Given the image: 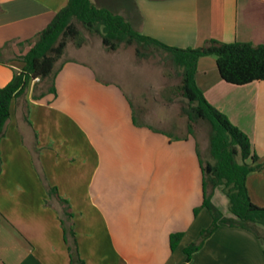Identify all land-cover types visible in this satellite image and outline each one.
<instances>
[{"label":"crops","instance_id":"1","mask_svg":"<svg viewBox=\"0 0 264 264\" xmlns=\"http://www.w3.org/2000/svg\"><path fill=\"white\" fill-rule=\"evenodd\" d=\"M67 1L0 0V48L32 38ZM90 1L169 46L194 48L211 38L264 44V0ZM29 46L13 43L11 56ZM92 60L61 58L55 95L33 97L31 82L10 103L0 139V264H70L58 197L70 207L85 264H183L184 248L211 223L206 208L193 212L202 201L193 137L174 140L152 125H135L129 91ZM22 66L0 63V87ZM194 78L248 135L263 167L248 173L246 186L252 202L264 206V81L225 82L213 55L197 60ZM212 201L232 216L221 186ZM178 231L183 236L171 249L169 236ZM263 250L250 231L223 225L186 264H264Z\"/></svg>","mask_w":264,"mask_h":264},{"label":"trees","instance_id":"2","mask_svg":"<svg viewBox=\"0 0 264 264\" xmlns=\"http://www.w3.org/2000/svg\"><path fill=\"white\" fill-rule=\"evenodd\" d=\"M75 22H80L86 30L99 35L106 50L115 51L121 46H134L135 55L141 58L149 56L153 51H162L175 66L182 68L179 72L180 81L170 93L171 96L185 99L181 109L188 120V135L173 139L181 140L191 136L195 140L201 169L202 201L193 212L196 215L201 208H206L211 217L210 225L203 228L197 238L184 248L186 258L183 264L190 260L191 254L219 226L243 228L264 241V206L252 202L246 186L248 173L260 170L263 164L258 162V155L252 148L248 135L205 98L194 78L197 60L202 56L213 55L219 76L225 82L242 85L254 80L264 81V44L223 42L211 38L194 48L169 46L138 32L128 20L107 7L96 6L90 0H68L32 38L23 42L9 40L0 48V63L8 64L11 60L23 62L19 70L13 69L9 82L0 87V139L10 116L11 101L23 95L31 82L35 98L47 93L56 94L55 76L61 67L57 62L68 41L73 40L78 47L84 43ZM13 43H27L30 46L24 54L7 56L6 51L11 49ZM39 81L44 82L46 88L37 90ZM171 96L168 98L171 99ZM136 114L137 111L133 109V123L137 126H148L141 118H136ZM200 121L210 126L211 160H204L201 156L194 133V124ZM151 129L158 131L152 127ZM217 186H221L227 197L232 216L223 214L213 203L212 196ZM46 188L50 197H58L55 187L46 185ZM57 199L60 204L58 215L70 264H85L78 253L70 207L66 200L59 197ZM182 236L181 231L170 234L171 249L177 246Z\"/></svg>","mask_w":264,"mask_h":264},{"label":"rangeland","instance_id":"3","mask_svg":"<svg viewBox=\"0 0 264 264\" xmlns=\"http://www.w3.org/2000/svg\"><path fill=\"white\" fill-rule=\"evenodd\" d=\"M75 23L84 43L78 47L73 40H69L61 58L76 56L96 60L107 68L105 77L122 82L129 91L134 108L140 111H137L136 118L169 132L173 138L188 135V120L181 109L185 99L171 96L170 93L180 81L181 67L175 66L162 51H153L149 56L141 58L135 55L134 46H121L115 51L106 50L99 35L86 30L80 22ZM6 55H11L10 50L6 51ZM43 88H46V85L39 81L37 90ZM168 96H171V99ZM194 133L201 156L204 160H211L209 124L204 121L194 124Z\"/></svg>","mask_w":264,"mask_h":264}]
</instances>
